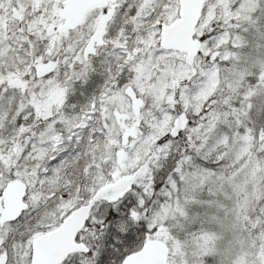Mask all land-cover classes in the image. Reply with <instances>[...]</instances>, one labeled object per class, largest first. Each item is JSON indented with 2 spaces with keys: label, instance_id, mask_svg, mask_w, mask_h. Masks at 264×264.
<instances>
[{
  "label": "snow or ice",
  "instance_id": "snow-or-ice-1",
  "mask_svg": "<svg viewBox=\"0 0 264 264\" xmlns=\"http://www.w3.org/2000/svg\"><path fill=\"white\" fill-rule=\"evenodd\" d=\"M0 264H264V0H0Z\"/></svg>",
  "mask_w": 264,
  "mask_h": 264
}]
</instances>
